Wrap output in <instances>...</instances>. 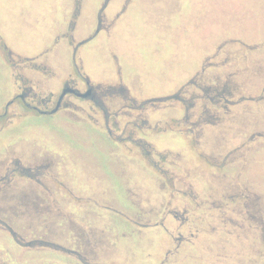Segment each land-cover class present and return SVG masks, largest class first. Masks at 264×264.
<instances>
[{
    "label": "rangeland",
    "instance_id": "obj_1",
    "mask_svg": "<svg viewBox=\"0 0 264 264\" xmlns=\"http://www.w3.org/2000/svg\"><path fill=\"white\" fill-rule=\"evenodd\" d=\"M79 260L264 264V0H0V264Z\"/></svg>",
    "mask_w": 264,
    "mask_h": 264
},
{
    "label": "flooded vegetation",
    "instance_id": "obj_2",
    "mask_svg": "<svg viewBox=\"0 0 264 264\" xmlns=\"http://www.w3.org/2000/svg\"><path fill=\"white\" fill-rule=\"evenodd\" d=\"M10 55H12V53H10ZM35 60L36 59L27 58V61H32L33 63L35 62ZM81 82H83V84L85 86L84 89L78 88L74 80L67 81V82L63 83L62 84L63 85L62 90L63 91L69 90V92H67L64 96H62L63 91L61 90L62 92L59 93L58 97L56 98V101H54L53 96H50L49 98H47V101H45V104H42V105H34L33 102L29 103L30 99H34L36 97L35 92H34V88L29 87V86L24 87L21 89L20 93H18L14 97V99L9 101V103L5 106V109L8 110V112H9L10 106L13 105L17 100H19V101H21V103L25 107L30 109V111H32V112L34 111V112H37L41 115L52 116L54 114H58V113L64 111L68 116L67 118L71 119L72 113H75L72 110L73 109L78 110V109L82 108V107H79L75 104V102L73 101V99H75V100H80L82 102H85V101L92 102L97 107H100V109L102 111H104L101 104L105 98L109 97L108 94L110 92L102 89V87H100V86L92 85L90 80L86 77H82ZM72 91H75V92H72ZM78 94H81V95L86 94L87 97L83 98L81 96H78ZM34 101H36V100L34 99ZM58 104H59L58 110L55 113H53V111L57 108ZM8 112L5 113V111H4V116H6L8 114ZM118 115H120V114H117V116ZM100 121L102 123H106L108 132L110 133V135H113V128H112L113 121H112V117H111L110 113L104 111L103 112V118L100 119ZM78 122L92 123L91 120H89V121L79 120ZM237 200H239V197L234 198V201H237ZM167 217H172L178 223V227L176 226L175 229H172V231H167V232L170 233V239L174 242L175 248L180 249V247H182L183 244L190 242V238H188L184 233H182L180 228H179L180 225L182 226V228L187 227L189 225V223H190V211L183 209L179 213L178 211H173V209H168V211L166 212L165 218H167ZM191 236H193V234H191ZM13 238L16 240L14 235H13ZM35 244L40 245V246L52 247V248L54 247L55 249H57L59 251L63 250L60 247L48 246V245H45L42 242H38V241L37 242L31 241L28 243V245H30V246H33ZM73 253L77 255V253H75L74 251H73ZM79 262L81 264H85L82 260H79Z\"/></svg>",
    "mask_w": 264,
    "mask_h": 264
},
{
    "label": "water",
    "instance_id": "obj_3",
    "mask_svg": "<svg viewBox=\"0 0 264 264\" xmlns=\"http://www.w3.org/2000/svg\"><path fill=\"white\" fill-rule=\"evenodd\" d=\"M67 92H69V90L63 91V95L62 96H64ZM72 92H75V91H72ZM78 96H81L83 98H86L87 97L86 94H84V95L78 94ZM58 108H59V104H58L57 108L53 111V113H55L58 110Z\"/></svg>",
    "mask_w": 264,
    "mask_h": 264
}]
</instances>
